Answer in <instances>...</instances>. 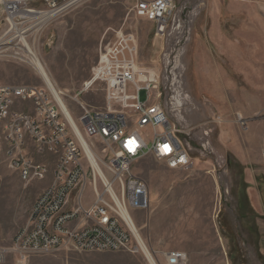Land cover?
I'll use <instances>...</instances> for the list:
<instances>
[{
  "label": "rangeland",
  "instance_id": "obj_1",
  "mask_svg": "<svg viewBox=\"0 0 264 264\" xmlns=\"http://www.w3.org/2000/svg\"><path fill=\"white\" fill-rule=\"evenodd\" d=\"M132 1L84 0L42 27L30 45L72 116H78L74 96L90 77L100 48L115 30L133 32L138 67L152 69L158 79L152 99L166 109L191 159L188 168H169L151 155L131 165L149 186V208L134 215L154 263L165 264L162 252L177 250L186 254V264H264V0H173L177 21L165 39L154 36L153 23L132 14ZM5 30L1 21L0 39ZM0 47V84H44L24 52L10 44ZM77 99L102 107V86ZM102 146L95 143V152ZM49 180L25 183L0 165V247H11ZM150 262L141 250L70 246L25 260L9 251L0 264Z\"/></svg>",
  "mask_w": 264,
  "mask_h": 264
},
{
  "label": "built area",
  "instance_id": "obj_2",
  "mask_svg": "<svg viewBox=\"0 0 264 264\" xmlns=\"http://www.w3.org/2000/svg\"><path fill=\"white\" fill-rule=\"evenodd\" d=\"M83 1L0 0V22L6 24L0 46L10 44L24 52L25 40L31 44L42 27ZM131 12L153 23L154 36L161 39L172 33L177 21L173 0H133ZM137 59L136 35L115 30L74 96L81 109L78 116H72L75 125L59 95L46 83L0 84V165L15 171L25 183L50 179L36 196L11 247H0V261L9 251L25 260L70 246L143 251L134 212L149 208L150 191L147 182L131 172L132 163L151 155L169 168H188L191 159L166 109L152 99L157 76L148 67H138ZM94 85H101L104 93L100 108L77 99ZM141 91L146 92L144 100ZM21 106H30V113L22 114ZM146 127L151 133L143 135L141 129ZM98 141L103 146L95 152ZM164 145L169 151H161ZM162 255L165 264L187 261L182 251Z\"/></svg>",
  "mask_w": 264,
  "mask_h": 264
},
{
  "label": "bare ground",
  "instance_id": "obj_3",
  "mask_svg": "<svg viewBox=\"0 0 264 264\" xmlns=\"http://www.w3.org/2000/svg\"><path fill=\"white\" fill-rule=\"evenodd\" d=\"M25 44H26L27 48L24 50V54L26 56H28L29 61L31 62V64L33 65L34 69L37 71L38 75L41 77L43 82L46 83L53 91H55L59 95L60 102H61L63 108L65 109L66 113L68 114L69 119L71 120L72 124L75 125V122H74L72 115L69 113L67 106L65 105V103L63 102V100L60 96L61 92L57 91V89L55 88V85L53 84L50 76L48 75L47 71L45 70L44 66L40 62V60L37 57L36 53L34 52L32 46L29 44V42L27 40H25ZM1 54H4V51H0V55ZM21 113L22 114H29L30 113V106H21ZM85 146H86L87 151L90 154H93V156H94V153L87 148V145H85ZM94 161H95V159H93V163H94ZM97 168L100 171L99 164H97ZM135 230L137 232L138 229L135 228ZM137 234H138V232H137ZM138 236H139V242L141 244V247L143 248V252L145 253L148 260L152 261V256L150 255V250L147 248V246L145 245L144 241L142 240V238L140 237L139 234H138ZM152 264H155V263L152 262Z\"/></svg>",
  "mask_w": 264,
  "mask_h": 264
},
{
  "label": "clouds",
  "instance_id": "obj_4",
  "mask_svg": "<svg viewBox=\"0 0 264 264\" xmlns=\"http://www.w3.org/2000/svg\"><path fill=\"white\" fill-rule=\"evenodd\" d=\"M166 149H168V146L167 145H164V146H162L161 151L162 152H166Z\"/></svg>",
  "mask_w": 264,
  "mask_h": 264
},
{
  "label": "trees",
  "instance_id": "obj_5",
  "mask_svg": "<svg viewBox=\"0 0 264 264\" xmlns=\"http://www.w3.org/2000/svg\"><path fill=\"white\" fill-rule=\"evenodd\" d=\"M256 179H262L260 176H257V178ZM259 182H260V180H259Z\"/></svg>",
  "mask_w": 264,
  "mask_h": 264
},
{
  "label": "snow or ice",
  "instance_id": "obj_6",
  "mask_svg": "<svg viewBox=\"0 0 264 264\" xmlns=\"http://www.w3.org/2000/svg\"><path fill=\"white\" fill-rule=\"evenodd\" d=\"M166 151H169V149H166Z\"/></svg>",
  "mask_w": 264,
  "mask_h": 264
},
{
  "label": "crops",
  "instance_id": "obj_7",
  "mask_svg": "<svg viewBox=\"0 0 264 264\" xmlns=\"http://www.w3.org/2000/svg\"><path fill=\"white\" fill-rule=\"evenodd\" d=\"M263 174H264V172H263Z\"/></svg>",
  "mask_w": 264,
  "mask_h": 264
}]
</instances>
